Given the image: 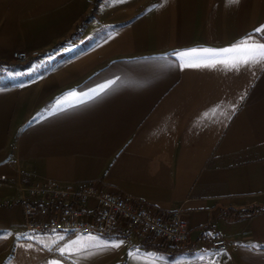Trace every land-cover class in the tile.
Returning <instances> with one entry per match:
<instances>
[{"label": "crops", "instance_id": "crops-1", "mask_svg": "<svg viewBox=\"0 0 264 264\" xmlns=\"http://www.w3.org/2000/svg\"><path fill=\"white\" fill-rule=\"evenodd\" d=\"M92 2L0 0V264H264V64L177 55L264 42V0ZM47 179L181 211L188 242L31 232L21 200Z\"/></svg>", "mask_w": 264, "mask_h": 264}, {"label": "built area", "instance_id": "built-area-1", "mask_svg": "<svg viewBox=\"0 0 264 264\" xmlns=\"http://www.w3.org/2000/svg\"><path fill=\"white\" fill-rule=\"evenodd\" d=\"M38 51H17L13 60L23 64ZM24 225L38 234L96 235L126 238L135 244L152 242L158 247L179 249L189 239L188 221L181 211L161 214L93 183H66L54 179L36 182L21 200ZM213 251L227 249L222 237L209 241Z\"/></svg>", "mask_w": 264, "mask_h": 264}, {"label": "snow or ice", "instance_id": "snow-or-ice-1", "mask_svg": "<svg viewBox=\"0 0 264 264\" xmlns=\"http://www.w3.org/2000/svg\"><path fill=\"white\" fill-rule=\"evenodd\" d=\"M232 3H238L239 0H231ZM256 32H264V27L256 29ZM178 57H195V60L189 59L184 64L185 67H214L217 64L224 65L226 68L240 70L241 67H254L256 65L264 64V42H253V36L249 35L237 44L221 49H202V50H192L187 53H178ZM74 95V94H73ZM63 239V237H60ZM75 241L71 244L66 245L60 249L61 254L65 252L72 253L73 245ZM120 244H104L102 247L107 250L109 247L116 248Z\"/></svg>", "mask_w": 264, "mask_h": 264}, {"label": "rangeland", "instance_id": "rangeland-1", "mask_svg": "<svg viewBox=\"0 0 264 264\" xmlns=\"http://www.w3.org/2000/svg\"><path fill=\"white\" fill-rule=\"evenodd\" d=\"M131 1H134V0H108V2L114 4L115 6H123V5H127L128 3H130ZM106 2V0H93V2L90 4V7H92V10L90 11V17L93 16L95 14V12L98 10V7L101 6L102 4H104ZM130 4H128L129 6ZM31 51H37V50H31ZM29 51V52H31ZM17 52V51H15ZM13 52L11 54V58L13 60V56H14V53ZM21 52V51H19ZM28 52V51H26ZM14 61V60H13ZM15 62V61H14ZM17 63V62H16ZM27 63V62H26ZM20 64V63H18ZM24 64V63H23Z\"/></svg>", "mask_w": 264, "mask_h": 264}, {"label": "trees", "instance_id": "trees-1", "mask_svg": "<svg viewBox=\"0 0 264 264\" xmlns=\"http://www.w3.org/2000/svg\"><path fill=\"white\" fill-rule=\"evenodd\" d=\"M156 248L157 250H159V251H165V252H168V253H176V252H178L180 249H170V248H162V247H158L156 244H152V245H150V247H147V248Z\"/></svg>", "mask_w": 264, "mask_h": 264}]
</instances>
